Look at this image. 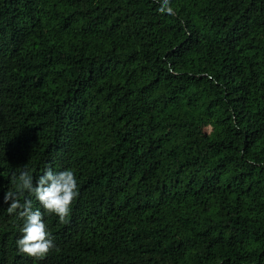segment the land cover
Returning a JSON list of instances; mask_svg holds the SVG:
<instances>
[{"label":"trees","instance_id":"1","mask_svg":"<svg viewBox=\"0 0 264 264\" xmlns=\"http://www.w3.org/2000/svg\"><path fill=\"white\" fill-rule=\"evenodd\" d=\"M162 3L0 0V264H264V0ZM47 168L35 262L2 201Z\"/></svg>","mask_w":264,"mask_h":264},{"label":"clouds","instance_id":"2","mask_svg":"<svg viewBox=\"0 0 264 264\" xmlns=\"http://www.w3.org/2000/svg\"><path fill=\"white\" fill-rule=\"evenodd\" d=\"M158 11L174 14L169 0H163ZM14 183L15 191L5 192L2 203L9 205L7 212L10 215L15 213L22 219L19 231L22 236L16 242L17 248L20 255L35 262L43 261L56 248L52 233L44 222V213L57 216L61 223L67 222L73 202L79 195L75 172L72 169L55 172L47 168L34 184L32 175L23 171L18 179L14 178ZM25 193L35 197L44 212L40 208L34 209L31 199L21 202Z\"/></svg>","mask_w":264,"mask_h":264}]
</instances>
